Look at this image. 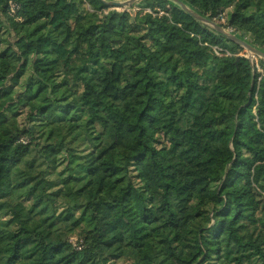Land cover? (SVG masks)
<instances>
[{
    "label": "trees",
    "instance_id": "trees-1",
    "mask_svg": "<svg viewBox=\"0 0 264 264\" xmlns=\"http://www.w3.org/2000/svg\"><path fill=\"white\" fill-rule=\"evenodd\" d=\"M110 1L0 0V264H264V60ZM183 1L264 52V0Z\"/></svg>",
    "mask_w": 264,
    "mask_h": 264
},
{
    "label": "rangeland",
    "instance_id": "rangeland-1",
    "mask_svg": "<svg viewBox=\"0 0 264 264\" xmlns=\"http://www.w3.org/2000/svg\"><path fill=\"white\" fill-rule=\"evenodd\" d=\"M110 1V0H109ZM111 1H118V2H124V1H126V0H111ZM181 1H183V0H181ZM186 5H188L185 1H183ZM84 6H85V9H87V11L89 10V11H91V12H93L94 11V9H93V7H94V5L93 4H90L89 2H87V1H85V4H84ZM188 7H189V5H188ZM140 8H141V4H140V0H137L135 3H133L132 5H130V6H127V7H110V8H108V9H105V10H103V12L104 13H107L109 10H115V11H118V12H122V11H125V12H127V13H130V14H135L137 11H139L140 10ZM190 9H192L191 7H189ZM193 10V9H192ZM193 11H195V10H193ZM196 13H198L199 15H201V16H203V17H205L204 15H202V14H200L199 12H197V11H195ZM229 12H230V9H227V10H225L223 13H221L219 16H218V18H217V20L216 21H214L215 23H217V24H221V23H225L226 21H227V18H228V15H229ZM207 18V17H206ZM223 20H222V19ZM213 21V20H212ZM211 28V27H210ZM228 28H232L233 30H234V28L233 27H228ZM224 29H226L227 30V28H224ZM228 31V30H227ZM229 32V31H228ZM236 31L234 30V33H235ZM231 34H233L232 32H230ZM235 36H241L240 37V39L241 40H243V41H245V42H247L248 44H250L251 46H253V47H255L254 45H252L251 43H250V41H249V37H248V35L246 36H243V35H241L240 33H238V32H236L235 34H234ZM239 38V37H238ZM240 50L238 51V56H244V57H246V58H248L249 60H251V63L253 64V66L255 67V74H256V82H257V85H258V83H259V81H260V79H261V74H262V72H263V70H262V64L260 63V61L261 60H264V58H261V57H259L257 54H254V53H251L247 48H245V47H242L241 45H240ZM255 48H257V47H255ZM213 53L215 54V55H218V56H220V55H222L223 53H222V51H221V49L220 48H218V47H213ZM227 54L228 55H231L229 52H227ZM128 96H127V100L128 101H133V97H132V95L130 94V93H128L127 94ZM119 109L121 108V107H118ZM34 156V153H31L27 158H26V162H29L31 159H32V157ZM144 175H146L148 178H150V179H154L155 178V173L153 172V170L152 169H147L146 171H145V174ZM190 191V187H187V188H185L183 191H182V194H183V197H184V202H185V205L188 207V202H189V196H188V192ZM29 225H30V227L31 226H34V224H33V222H31V223H29ZM53 236H54V234H50V236L48 237L47 236V239L48 240H52L53 239ZM69 243H71L74 247H76L77 249H79V247L82 245V243H83V238L78 234V233H74V234H71V235H68L67 236V239H66ZM48 264H55V262L53 261V260H51V259H49L48 260ZM112 264H130V262L129 261H127V260H124V259H122V260H119V261H117V262H114V263H112Z\"/></svg>",
    "mask_w": 264,
    "mask_h": 264
},
{
    "label": "water",
    "instance_id": "water-1",
    "mask_svg": "<svg viewBox=\"0 0 264 264\" xmlns=\"http://www.w3.org/2000/svg\"><path fill=\"white\" fill-rule=\"evenodd\" d=\"M136 1L137 0H126L124 2L110 1V2H108V4L110 6H112V7H127V6L132 5ZM171 1H173L176 4H178L188 14H190L191 16L196 18L197 20L201 21L202 23L208 25L209 27H211L212 29L217 31L219 34L224 35L227 38H229L230 40H232V41L236 42L237 44L241 45L242 47L247 48L251 53L257 54L259 57L264 58V52L263 51H261L258 48H255V47L251 46L250 44H248L247 42L241 40L240 38H238L234 34H231L230 32H228L226 29H224L222 26H220L219 24L215 23L214 21L199 15L198 13H196L195 11L190 9L183 1H181V0H171Z\"/></svg>",
    "mask_w": 264,
    "mask_h": 264
},
{
    "label": "built area",
    "instance_id": "built-area-1",
    "mask_svg": "<svg viewBox=\"0 0 264 264\" xmlns=\"http://www.w3.org/2000/svg\"><path fill=\"white\" fill-rule=\"evenodd\" d=\"M9 5H10V12L11 13H15V11H16V9L18 8V6L17 5H15L14 3H12V2H10L9 3ZM222 19V18H221ZM223 20V19H222ZM227 30L229 31V32H232L233 34H235L234 33V30L232 29V28H227ZM251 61V60H250ZM253 65V64H252ZM80 248V247H79Z\"/></svg>",
    "mask_w": 264,
    "mask_h": 264
}]
</instances>
